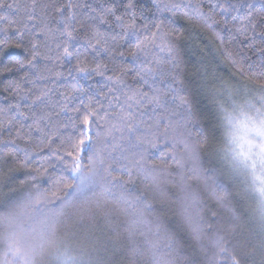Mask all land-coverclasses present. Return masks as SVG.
<instances>
[{
	"label": "trees",
	"instance_id": "obj_1",
	"mask_svg": "<svg viewBox=\"0 0 264 264\" xmlns=\"http://www.w3.org/2000/svg\"><path fill=\"white\" fill-rule=\"evenodd\" d=\"M133 2L0 0V59L24 64L0 63V264H264L262 168L224 121L263 98L264 0ZM154 21L177 61L131 55Z\"/></svg>",
	"mask_w": 264,
	"mask_h": 264
},
{
	"label": "rangeland",
	"instance_id": "obj_2",
	"mask_svg": "<svg viewBox=\"0 0 264 264\" xmlns=\"http://www.w3.org/2000/svg\"><path fill=\"white\" fill-rule=\"evenodd\" d=\"M257 97L260 99L257 95L250 96L249 101L235 105L233 115H227L224 121L229 134L228 142L234 148L237 163L240 162V165L236 163L237 166H244L249 171L256 166L262 168L255 172V177L256 192L264 204V91L262 100Z\"/></svg>",
	"mask_w": 264,
	"mask_h": 264
},
{
	"label": "snow or ice",
	"instance_id": "obj_3",
	"mask_svg": "<svg viewBox=\"0 0 264 264\" xmlns=\"http://www.w3.org/2000/svg\"><path fill=\"white\" fill-rule=\"evenodd\" d=\"M8 7H11V5H8ZM135 7H136V5L134 4L133 0H128V3L126 5V10H132ZM177 7H179V5H177L175 3H172V2H169V0H162V6L157 5V13L163 12L165 9L171 10V9H175ZM212 7L214 9L216 6L213 5ZM220 7H221L222 10H225V11L227 10V9H224L222 5ZM105 11L114 13V9L113 8H108ZM192 11L196 12L200 17H202L205 20H212V22L214 24L218 23V21H216L213 18L211 12L204 13L201 10L199 4L195 5L192 8ZM133 16H134V13H133ZM117 19H122V18L121 17H117ZM250 23H251L252 32L255 34L257 32V29L259 28V35L262 38H264V23H261L259 25H257L254 22H251V21H250ZM161 25H162V22L161 23H155V21H154L152 27H154L156 29V31L155 32H150V35L149 34H145L143 40L138 38L137 43H136L137 51L131 53L132 56L136 57V56H138V54L140 52H146L150 47H157V48H160L161 51L166 50L168 52V54H169V62H173V61H177L178 60V51H177L173 41L171 40V36H172L173 32L176 31V29L175 28H169L167 31H165ZM124 26L127 28V30L129 32H135L137 30L135 23H130V24H127V25H124ZM147 27L148 26L146 25L145 28L147 29ZM29 54L31 56V59L28 61L29 67H35L34 61L36 60L37 56L39 55L38 51L36 50V46L35 45H33L32 49H29ZM65 54L66 55H70L67 52V49H65ZM10 62H15L16 64H19L20 67H22V68L24 67L23 62L20 61L17 58V54H15V53L5 54L3 56V58L0 59V63H3L5 65H7ZM157 62L159 63V60ZM76 67L81 72H85L86 73L88 71V69L83 68L80 65H77ZM92 71H96V69H93ZM142 71H143V69H142ZM15 87L17 89H19L20 85L16 84ZM128 99H132V97L128 96ZM84 123L87 125L88 124V120L85 119ZM89 143H90V138L81 139L79 141V143L77 145H75V147L77 148V150L79 152H84L87 149ZM75 168L76 169L79 168V164L78 163L75 165Z\"/></svg>",
	"mask_w": 264,
	"mask_h": 264
},
{
	"label": "clouds",
	"instance_id": "obj_4",
	"mask_svg": "<svg viewBox=\"0 0 264 264\" xmlns=\"http://www.w3.org/2000/svg\"><path fill=\"white\" fill-rule=\"evenodd\" d=\"M179 7H177L176 9H178Z\"/></svg>",
	"mask_w": 264,
	"mask_h": 264
}]
</instances>
